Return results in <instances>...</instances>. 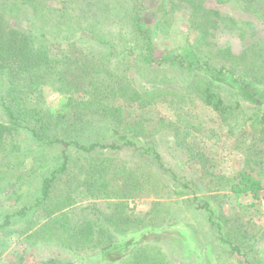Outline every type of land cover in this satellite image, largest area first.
I'll use <instances>...</instances> for the list:
<instances>
[{"label": "rangeland", "instance_id": "374dc122", "mask_svg": "<svg viewBox=\"0 0 264 264\" xmlns=\"http://www.w3.org/2000/svg\"><path fill=\"white\" fill-rule=\"evenodd\" d=\"M117 1V4L127 1L126 5L136 6V11H140L154 37L156 58L163 53L179 50L189 41L193 44L200 37L198 32L190 30L188 20L181 11L173 12L168 21L156 27L161 11L165 8L164 0ZM243 2L235 0L232 5L222 7V12L239 20L253 19L258 24L256 36L252 38L250 35L252 29L245 40L237 31L228 32L222 27L212 29L215 34L212 39L218 42V45L212 46L213 53L220 46L230 44L235 54H241L254 39L264 38V18L257 20L252 14L243 11ZM118 12H111L114 25H103V29L117 33L119 24L115 21L118 20ZM10 16L13 26L30 27L24 15L19 14L17 17L16 13H11ZM65 31V26L62 30L59 26L49 28L52 34L64 35ZM59 42L54 44L47 41V44L55 54L69 51L76 61L103 50L95 45L91 36L83 32H78L72 40ZM200 48L208 57L211 56L207 53L206 45ZM249 50L264 60V49L251 45ZM237 72L242 74L240 76L245 80L244 83L227 75H209L207 78L222 91L228 102L239 103L248 114L255 112L258 101L261 102L260 109H264V91L261 89L258 93L256 90L259 85L254 84L242 70ZM190 76L189 71L183 74L172 64L154 67L134 65L130 78L139 85L141 91L154 94L148 97L143 107H140V102L124 107L123 116L127 120L145 119L147 137L140 133H124L108 121H89L73 127L66 97L54 86L45 87L36 103L51 111L55 117L67 116V121L63 120L57 130L61 138L69 133L72 139L88 145L101 141L123 146L128 138L140 144L152 141L151 145L161 154L165 170L152 158H144L129 148H97L91 154H78L74 148H66L60 143L42 147L26 129L20 130L15 136L5 137L0 144V224L6 215L35 202L40 196L44 178L62 164L63 150L72 154L74 163L70 173L63 176L54 189L53 200L37 213L29 212L24 218L12 217L11 224L0 230V264H40L49 259L92 264L101 256L106 262L118 264L125 255L124 251L143 244L158 246L155 249L174 264H241L240 260L243 264H264V214L260 205L251 206V196L235 197L225 189L218 190L212 180V172L219 176L248 170L261 178L264 185V143H254L261 134L250 124L229 130L230 127L200 96L185 89ZM160 87H169L178 92L156 93L155 88ZM179 92L184 95L178 97ZM177 106L183 107L184 118L179 117ZM176 137L181 139L180 144L176 143ZM95 163L119 164L122 168L137 172L145 168L158 176L153 178L155 187L151 184L152 189L143 192L131 191L130 195L124 196V190H121L119 196L115 195L118 188L107 190L98 186L97 177L87 172L79 173L78 167L83 166L87 170ZM175 176L185 182H195V194L193 189H181ZM153 189L158 190L157 193ZM194 197L200 204L211 202L223 213L225 236L239 243L242 254H232L219 241L218 235L207 222L206 213L194 207ZM110 214L117 219L113 229L119 227L115 236L117 244L102 255L98 238L103 237L96 228ZM154 214L164 220L149 229L142 221ZM87 224L95 226L94 234L84 236L82 230L88 227Z\"/></svg>", "mask_w": 264, "mask_h": 264}, {"label": "trees", "instance_id": "16d2710c", "mask_svg": "<svg viewBox=\"0 0 264 264\" xmlns=\"http://www.w3.org/2000/svg\"><path fill=\"white\" fill-rule=\"evenodd\" d=\"M48 1L52 3H47ZM234 1L164 0L165 8L161 11L156 27L159 28L168 21L173 12L181 11L188 20L190 30L198 32L200 37L193 44L189 41L179 50L163 53L156 58V44L151 30L146 27L145 19L140 11H136V6L126 5L127 1L117 4V0H0V108L3 118H0V144L5 137L15 136L20 130L26 129L42 147L60 143L66 148H74L78 154H91L97 148L106 150L129 148L144 158H152L165 170L161 154L151 145L152 141L140 144L135 139L128 138L123 146L101 141L88 145L72 139L69 133L61 138L57 130L67 116L55 117L51 111L36 103L38 95L45 87L54 86L66 97V107L73 118L71 122L73 127L89 121H108L124 133L138 135L140 133L147 137L146 120L143 118L127 120L123 116V108L131 107L138 102L142 104L140 107H143L147 104L144 102L154 92L141 91L139 85L130 78V73L134 65L154 67L165 64L174 65L183 74L187 71L191 73L185 89L200 96L202 101L218 113L221 120L230 127L229 130L250 124L261 134L254 140L255 145L264 143V109H260L261 102L258 101L259 105L253 114H248L239 103L228 102L222 91L207 78L209 75H227L235 81L244 83L242 74L237 72L242 70L254 84L259 85L256 90L258 93L261 89L264 91V60L249 50L251 45L264 49L263 37L254 39L241 54H235L230 44L220 46L217 52H212V46L218 45V42L212 39L215 38L212 29L222 27L221 29L228 32L237 31L243 40L252 29L250 35L252 38L256 36L258 24L253 19L239 20L231 14L222 12V7L230 6ZM241 9L252 14L257 20L264 18V0H244ZM114 10H119L116 16L118 20L115 21L119 24L117 33L103 29V25L109 27L114 25L111 16ZM11 13H16L17 17L19 14L24 15L30 27L13 26L10 20ZM52 26H59L60 30L65 26L66 34H52L49 32ZM78 32L91 36L95 45L103 50L76 61L69 51L55 54L47 44V41L55 44L61 43L60 40H72ZM201 45L207 46V53L211 56L208 57L206 52L201 50ZM221 63L223 65L218 66ZM156 89V93L178 92L169 87ZM182 95L184 94L179 92L178 97ZM177 110L179 117L184 118L183 107L177 106ZM89 114L91 117H87ZM180 140L176 137L177 144H180ZM257 151L261 152L260 148H257ZM62 158V164L52 169L44 178L40 196L35 202L6 215L4 222L0 224V230L11 224L12 217L24 218L29 212L37 213L54 199V189L63 180V176L70 173L74 163L72 154L67 150H63ZM78 169L79 173L87 172L88 175L97 177L98 186L102 188L105 187L107 190L118 188L119 191L115 192L118 196L121 190H124L123 195L126 196L130 195L131 191L143 192L152 189L151 184L153 188L155 187L153 178L158 177L145 168L137 172L134 169L122 168L119 164L95 163L87 170L83 166ZM212 175L218 190L225 189L229 195L235 197L251 196L253 202L250 205H259L264 185L261 178L253 175L251 171L240 170L234 175L219 176L212 172ZM174 178L181 189H193L195 194L197 187L195 182L192 180L185 182L177 176ZM153 190L156 193L158 191ZM194 203L197 210L206 213L207 222L218 235L219 241L225 244L232 254H242L239 243L225 236L223 213L211 202L200 204L194 197ZM106 217L107 220L100 223L102 227L96 228L103 237L98 238L102 255L116 246L115 236L119 229L118 226L113 229L117 220L115 215L110 214ZM161 220L164 219L157 218L154 214L142 222L151 229ZM87 225L88 227L82 230L84 236L94 234L95 226ZM155 248L158 246L143 244L124 251L125 255L118 264H174ZM240 263L243 264V261L240 260ZM40 264L76 263L72 260L49 259ZM92 264L114 263L106 262L101 256Z\"/></svg>", "mask_w": 264, "mask_h": 264}, {"label": "built area", "instance_id": "2783aa9c", "mask_svg": "<svg viewBox=\"0 0 264 264\" xmlns=\"http://www.w3.org/2000/svg\"><path fill=\"white\" fill-rule=\"evenodd\" d=\"M259 205L261 209L263 210V214H264V195L260 197Z\"/></svg>", "mask_w": 264, "mask_h": 264}]
</instances>
